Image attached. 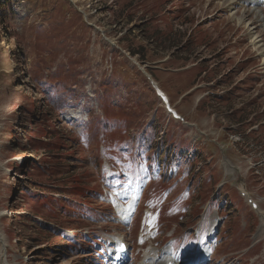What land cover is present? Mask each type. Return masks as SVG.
Listing matches in <instances>:
<instances>
[{"label":"rangeland","instance_id":"rangeland-1","mask_svg":"<svg viewBox=\"0 0 264 264\" xmlns=\"http://www.w3.org/2000/svg\"><path fill=\"white\" fill-rule=\"evenodd\" d=\"M2 1L0 264H116L119 240L125 264L153 248L264 264V125L246 130L264 122L258 11L243 0Z\"/></svg>","mask_w":264,"mask_h":264},{"label":"bare ground","instance_id":"bare-ground-1","mask_svg":"<svg viewBox=\"0 0 264 264\" xmlns=\"http://www.w3.org/2000/svg\"><path fill=\"white\" fill-rule=\"evenodd\" d=\"M235 1H237V0H230V3L231 4L232 3L234 4ZM261 1L264 2V0H261ZM254 2H255V0H254ZM256 2H257V0H256ZM233 9H234V7H233ZM251 10H255V11L257 10L258 11V12L257 11L256 12H257V14L259 16V19H261L263 21L262 23L264 24V12L262 11L263 9L262 8H259V7H252ZM244 189H245L244 187H243V189H240L242 195L246 196L248 200L251 199V201H252V197H249L250 192H248L246 189L245 190ZM252 205L253 206L255 205L254 207L256 209H258L262 213V211L259 208L257 202L254 203V201H252ZM132 209L134 210V207ZM128 210H129V205H126V206H123V207L122 206H118V211L119 212H122V214L125 215V216L127 215ZM261 223L262 224H260V227H261L260 229H262V225H264V218H263V221ZM210 250H211V248L210 249L209 248H202V249H200L196 253H190L189 256L187 257V259H185L183 261H186V260H189V259H193V258L195 259V258H198V257L204 258L206 256L207 252H209ZM119 255L120 254L116 251L114 253L115 259ZM183 261L178 260L176 258V256H174L171 253V249L169 250L168 248H166V249H162V250H159L158 251L157 248H153V249L149 250L145 254V256H144L141 264H180Z\"/></svg>","mask_w":264,"mask_h":264},{"label":"trees","instance_id":"trees-1","mask_svg":"<svg viewBox=\"0 0 264 264\" xmlns=\"http://www.w3.org/2000/svg\"><path fill=\"white\" fill-rule=\"evenodd\" d=\"M2 4H3V1L2 0H0V6H2ZM206 62V61H205ZM205 67L206 68H208V65H205ZM213 71H214V69H212ZM212 71V72H213ZM214 73V72H213ZM215 75V74H214ZM209 96V95H208ZM207 96V97H208ZM211 103V101L210 100H208L207 99V101H206V104H204V108L205 107H208L207 105L208 104H210ZM227 107H229V109L231 108V104H229ZM232 116H235L234 114L232 115ZM241 116H244V114L243 115H241ZM239 120H240V122L241 121H243V118L242 117H239ZM262 127H263V125H261V127L258 129V130H256V131H253V132H250L251 133V135H253V134H257L258 136L259 135H261L263 132L261 131V129H262ZM256 132V133H255ZM227 133H228V131H227ZM248 133H244V134H242L243 135V137L244 138H246V136L248 137V135H247ZM262 138H264V136H262ZM264 140V139H263ZM244 142L246 143V145L248 146L249 145V141L246 139V140H244ZM206 143V142H205ZM202 144H204V142L202 143ZM207 145V144H206ZM206 145H205V147H206ZM239 149V148H238ZM19 190V189H18Z\"/></svg>","mask_w":264,"mask_h":264},{"label":"crops","instance_id":"crops-1","mask_svg":"<svg viewBox=\"0 0 264 264\" xmlns=\"http://www.w3.org/2000/svg\"><path fill=\"white\" fill-rule=\"evenodd\" d=\"M200 98H202L201 100H203V99H205V98H207V96H205V98L204 97H200ZM199 98V99H200ZM199 99H198V101H199ZM198 107V106H197ZM181 113V112H180ZM239 121V120H238ZM203 123H201V122H197V125H198V127H201V125H202ZM224 128V127H223Z\"/></svg>","mask_w":264,"mask_h":264}]
</instances>
